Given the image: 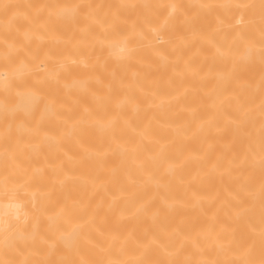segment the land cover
<instances>
[{
	"label": "bare ground",
	"instance_id": "6f19581e",
	"mask_svg": "<svg viewBox=\"0 0 264 264\" xmlns=\"http://www.w3.org/2000/svg\"><path fill=\"white\" fill-rule=\"evenodd\" d=\"M0 264H264V0H0Z\"/></svg>",
	"mask_w": 264,
	"mask_h": 264
}]
</instances>
